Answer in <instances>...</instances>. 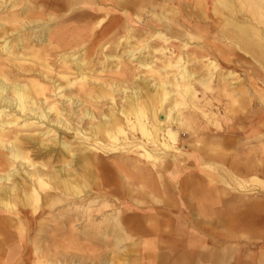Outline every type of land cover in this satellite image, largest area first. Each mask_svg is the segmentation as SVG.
Segmentation results:
<instances>
[{"label": "bare ground", "instance_id": "6f19581e", "mask_svg": "<svg viewBox=\"0 0 264 264\" xmlns=\"http://www.w3.org/2000/svg\"><path fill=\"white\" fill-rule=\"evenodd\" d=\"M118 8L123 13L115 16ZM214 29L227 41L226 48L204 37ZM235 47L264 66V0H0V264H42L44 248L36 241L52 244L45 253L50 249L57 258L47 264H68L73 257V264H82L85 256L68 254L79 239L125 253L122 244L134 237L147 239L146 246L154 248V235L175 243L172 250H180L185 241L191 244L193 250L184 249L169 264H191L193 258L196 264H264V255L249 251L258 243L242 244L240 239L250 237L239 233L258 228L264 237V199L249 201L240 195L228 200L224 189L209 188L216 182L229 187V179L233 190L242 191L252 182L264 194V158L258 156L264 146L235 154L246 163L233 161L236 173L252 175L246 181L224 167L230 154L222 141H211L216 149L209 151L202 140L192 145L201 155L198 170L204 177L187 175L180 183L189 185L185 194L195 205L194 226L199 229L215 215L226 241L202 245L209 237L204 229L186 234L182 215L164 219L153 213V203L174 201L170 183L180 171L166 177L170 164L165 159L170 151L182 153L179 133L204 135L199 114L222 129L208 116L213 100L227 98L225 115L250 121L239 131L245 139L264 140L262 110L242 109L252 92L264 107V89L252 76L234 86L239 79L235 61L242 58ZM101 56L98 74L109 70L117 82H101L94 74V60ZM123 56L151 76H132L121 63ZM237 104L241 111L233 108ZM59 131L82 142L73 147L59 139ZM232 140L238 146L240 138ZM39 157L48 161L35 159ZM55 159L58 165L52 164ZM93 189L98 194L90 198ZM96 204L97 209L91 208ZM42 211L50 217L40 223L32 246L27 234ZM82 219L83 229L73 234L74 223ZM68 234L76 235V242L54 246ZM100 249L90 250L99 264H123L108 260ZM149 256L154 264L166 258L154 251Z\"/></svg>", "mask_w": 264, "mask_h": 264}, {"label": "rangeland", "instance_id": "374dc122", "mask_svg": "<svg viewBox=\"0 0 264 264\" xmlns=\"http://www.w3.org/2000/svg\"><path fill=\"white\" fill-rule=\"evenodd\" d=\"M157 1L160 2V0H157ZM22 4L26 5V3L24 1H22ZM34 4L36 6L37 5L39 6L40 2L37 4L36 3H34ZM158 5H160V4H158ZM20 9H21V7H17V8H15L14 11L18 13L20 11ZM48 11H49L48 9L44 10L42 18H44V19L47 18L45 14H47ZM121 13H123V11L118 8L114 14H115V16H120ZM61 14L62 13L60 11L57 12V15H61ZM100 16H102V15H100ZM144 18H145V20H147V18H149V17L145 16ZM95 19H97V18H95ZM105 19L108 21V18H105ZM148 20H150V19H148ZM57 21H58L59 25L62 24V23L60 24V22L62 21L61 18H58ZM204 37L212 39L218 46H222L223 48H226V46H227V44H226L227 41H225L223 38H221L219 36V33L215 29L211 30L209 33L204 35ZM82 47L83 46H79L80 49ZM234 49L236 52H238L242 55L241 59H238L237 61H235L237 68H238V70L236 69L235 73L239 76V79H236L234 81V83H235L234 86H240L244 80L247 81L249 79V77L251 78V76H252V77H254V80L256 81V83L259 84L264 89V66H261L260 64H258V62H256L249 54H246L244 52L239 51V49L237 47H235ZM121 52L122 51L119 50V54H121ZM157 56H159V55H157ZM49 59L54 60L55 57L50 56ZM98 59L102 60V56L99 58H95V60H94V63H95L94 74L98 75L99 79L101 78L100 79L101 82L102 81L117 82V80H116L115 76L112 74V72H108L109 70L101 72L98 74L97 70L100 69V64H99ZM125 59L126 58L123 56L121 63H122V65L126 66L127 72L130 73L132 76L135 73H139V75H141L142 77H150L151 76V74H149V72H147L143 69L136 68L135 62L129 63ZM241 63H242V65L240 66L239 64H241ZM110 68H111L110 69L111 71L115 70L114 64H110ZM216 86H217V83L215 81V87ZM253 93L254 92L248 94V96L246 98H244L246 100V105H244L242 109L244 111L262 110V115H263L264 107L258 102V100H256ZM117 98L119 99V96H117ZM218 100H219V102L216 99L213 100L214 107L211 111H207L209 113V115L208 114L207 115L209 116V118H211L213 116V118L217 119L216 123L220 124L222 126V129L221 128L218 129L217 127H214V126H216L214 123L213 124L209 123V119H207V117H204L201 114H199L197 116V118H198L200 128L202 127V129L205 132L204 135L200 134L199 136H194V135L188 136V135H186L187 134L186 132H180L179 133V141L177 143V147H178V150L182 151V153L179 154L178 151H170L171 155H169L165 159L166 163L170 164L169 170L166 171V177L169 176L170 171H174V170L180 171L179 178L177 180H175L173 183L172 182L170 183V189L172 190L170 193V197H172L174 201L171 205H162V204L159 205L158 203H153L155 206L154 208L156 209L155 211H153V213L158 214V216L163 217L164 219H167L168 217L169 218L170 217L176 218V215H178V214L182 215V217H184L183 221L187 224V227H188L186 229V234L200 233L199 232L200 229H204V233L209 237H207V241L205 243H202V245L208 244L210 246H212V242L217 240V239H218L217 242H219V243L224 242L223 240L226 241V239H224L223 237H220V235H219L223 231L222 227L218 223V220L216 219L215 215L212 216L214 219H210V221H208V223L204 224V226H200L199 229L197 226H194L196 223L195 217H194V208H195L194 206L195 205L193 202H192V204L188 203L191 201V199H190V196H187L185 194L186 189L189 188V185L185 186V185H181V183H180V180L187 175H192V176H196V177H201V176L204 177L203 173L200 170H198L201 166V164H200L201 155L196 150L195 147H192V145L196 144L197 140H202V145L205 144V150L209 151L208 148L216 149V147L211 146V144H212L211 141H214V143L215 142L219 143L222 141L224 143V146H222V147H224L225 152L230 154V155H228V157L224 161V164H223L224 167L229 169L231 171V173H233L235 175V177H238L239 179H244L246 181H249V179L252 175L245 176V175H242V174L239 175L236 173V170L233 167L232 162L235 161V162H239L240 164H246V163H245V160L235 159V154L238 153L240 150H243L244 155H246V153L249 152L250 150H259V148L261 146H264V140L263 139L261 142H255L253 138L245 139L244 135L240 134L239 131L242 128L241 126L247 127V126L251 125L250 121H246L245 123L241 122L239 119H236V116H238V114H232V115H234V119L231 118L232 115H229V113H227L228 115H225L226 112L228 111V109L230 108V106L228 107V105H230L228 102V99L223 97V98H219ZM105 107H107V106H104V109H105ZM237 107H238V104H237V106L236 105L233 106V108L237 109V111H241L240 110L241 108H239V107L237 108ZM262 132L264 133V130ZM64 136L65 135L62 133V131L58 132L59 139L60 140L64 139L66 141H70V143H72L73 147H76L79 143L82 142L81 140L76 139L73 133H70L66 137H64ZM46 137L47 136H45L44 138H46ZM238 138H240V140H239L240 142L238 143V146H235L232 139H234V141H236ZM228 139H230L231 142ZM226 141H228L229 143L227 144ZM198 144H200V143H198ZM84 146H86V144H84ZM215 146H216V144H215ZM173 154L176 155L175 156L176 159H174L172 157ZM132 155L138 157L137 154H132ZM258 156L259 157L262 156V158H264V154L258 155ZM57 157H59V156H57ZM32 158H34V157H32ZM68 158L66 157V160H68ZM35 159L38 161L42 160V159L44 161L45 160L48 161L47 158H41V157L35 158ZM64 159H65V157H64ZM106 160L107 161H116V158L115 157H109V158L104 157V161H106ZM197 160H199V162ZM52 161H53V163H52L53 165H55V164L58 165L56 159L52 160ZM104 161L100 160V162H104ZM191 167H192V169H191ZM220 174L222 176L226 177L225 173H220ZM228 181L230 182V186H234V183L232 181H230L229 179H228ZM230 186L227 187L226 185H224L221 182H216L214 185H212V186L210 185L209 188L210 189L215 188L217 190L224 189L227 192V194L224 197H225V199H228V200H233V198L240 196V195L247 197L249 199V201H251L253 199H264V194L258 192V190H257L258 188L255 187V184L252 182H249L248 184H246V188L242 189V191H239L238 189L233 190V189H231ZM101 187L103 189L108 190L110 186H106V185L101 184ZM97 194H98L97 191L95 189H93L92 191H90L87 194V196L90 198H93V197H96ZM117 198H119L121 200L120 197L117 196ZM98 199H99L98 200L99 204H101L102 203L101 198H98ZM88 202L89 201L87 200L86 205L88 204ZM111 203H112L111 208H113L115 201L112 200ZM124 206H125V204H124ZM67 207L68 206H66L64 208H62V207L58 208L55 211V214L63 211V209H65ZM97 207H99V205L96 204L91 208H93L95 210V209H97ZM221 207H222V205H219L215 209L217 210V209H220ZM111 208L110 207L105 208V210H111ZM109 213H110V211H109ZM92 214L96 215L97 213L95 211ZM97 215H99V214H97ZM49 217H50V215H48L47 211H45V212L42 211L34 219L32 225H31V228L29 229V232L27 234L28 238L32 242V246H33L34 240L35 241L37 240L36 235H37V233L41 227L40 223H42L43 221L44 222L48 221ZM82 222H83V219L81 221H77L74 223L75 227L72 231L73 234L79 233L83 229V227H82L83 223ZM257 229L258 228H256L255 231H251V229H248V230H244L245 232H239L241 234L245 233L248 235V236L247 235H245V236L250 237L249 240L244 239V238H242L240 240H241V242H243L242 244H244V242H247V241L248 242L251 241L252 243L253 242L258 243L257 246L251 245V248L250 249L248 248V249H249L250 253H254L257 256H261V255H264V237H260V234L257 232ZM262 229H264V227H262ZM253 233H255V234H253ZM71 236H72L71 234L64 235V237L59 239L58 242L56 243V245H54V246H58V245L59 246H64V245L69 246L71 241L76 242L75 241L76 235L73 238ZM154 238H155L154 242H153L154 248L150 249L146 246L147 239L142 238V237H140V238L134 237L133 239L122 244L125 248V251H126L125 253L121 252V250H115L113 253V251L111 249L112 247H110V246H106V247L104 246V247H101V249H100L99 245H97L93 241L86 240V239L85 240L79 239L76 242V245L78 246L77 248H75L76 250H69L68 254H72V253L74 255L77 254V257L79 256L77 259H82L85 256L87 259L84 257L83 259H85V262L82 264H89V262H90V264H92V262H93V264H99L101 262L97 259H94L96 252H90V250L92 248H94L95 250L100 249L99 251H105L106 255H107V256L105 255V258H107L110 261L115 260V261L121 262L123 264H132L134 261H137V264H154L153 259L154 260H156V259L155 258H153V259L149 258L150 252L154 251L157 254H163L166 257L165 260H162V261H164L163 264H169L172 260H174L178 256V253H180L181 251H184V249L193 250L192 247H190L191 244H189L188 241H185L181 244L182 246H181L180 250H172V247L174 246L175 243L174 244L171 242L167 243L166 239L164 237H161V236L159 237V236L154 235ZM36 243L39 244L40 246H42V248H44V251H43L44 254L41 257L42 264H47V259L48 260H54L57 258V256L52 255L53 251H50V249H48V251H46V253H45V250L47 248H52L51 246H49L52 244H50L48 241L45 240L41 244H40V242L36 241ZM245 245H247V243H245ZM244 247H245L244 245L240 246V248H243V249H244ZM121 248H123V247H121ZM195 250L197 251L196 248H195ZM30 251H33V247H31ZM1 256H2V254H0V262H2L3 258H4ZM71 256L72 255H70V257ZM75 258L76 257H73L71 260L69 258L67 260L68 264H70V263L73 264V262H75ZM76 264H80V263L77 261ZM108 264H111V262H109ZM191 264H196V261L194 258L191 260ZM204 264H209V263H207V261H206V262H204Z\"/></svg>", "mask_w": 264, "mask_h": 264}]
</instances>
